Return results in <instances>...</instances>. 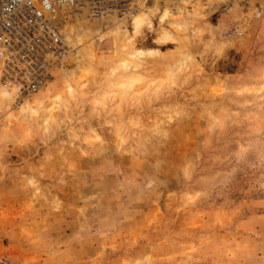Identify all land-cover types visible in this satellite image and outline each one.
<instances>
[{"label":"rangeland","instance_id":"374dc122","mask_svg":"<svg viewBox=\"0 0 264 264\" xmlns=\"http://www.w3.org/2000/svg\"><path fill=\"white\" fill-rule=\"evenodd\" d=\"M262 11L150 0L71 22L44 90L0 87V258L264 264Z\"/></svg>","mask_w":264,"mask_h":264},{"label":"built area","instance_id":"2783aa9c","mask_svg":"<svg viewBox=\"0 0 264 264\" xmlns=\"http://www.w3.org/2000/svg\"><path fill=\"white\" fill-rule=\"evenodd\" d=\"M150 0H0V82L18 100L44 90L73 55L71 22H124ZM205 3L208 0H167ZM245 17L260 19L264 0H232ZM250 16L248 17L249 20ZM0 264H14L0 258Z\"/></svg>","mask_w":264,"mask_h":264},{"label":"bare ground","instance_id":"6f19581e","mask_svg":"<svg viewBox=\"0 0 264 264\" xmlns=\"http://www.w3.org/2000/svg\"><path fill=\"white\" fill-rule=\"evenodd\" d=\"M154 1H156V0H154ZM157 1H159V0H157ZM167 1V0H166ZM168 2H170V1H168ZM149 2H147V1H145L144 2V4H142V7H141V9L137 12V14H135V16H137L141 11H143V8L146 6V4H148ZM184 3H186V2H184ZM165 14H169V12L168 11H165ZM244 15V14H243ZM134 16V17H135ZM165 16V15H164ZM245 16V15H244ZM133 17V18H134ZM146 18L148 19L149 18V15H148V13H147V16H146ZM131 20V19H130ZM143 20H145L144 18H138L137 20H136V24L137 25H139V24H141V23H143ZM126 21H128V20H126ZM1 68V67H0ZM0 71H1V69H0ZM0 76H1V73H0ZM0 87L3 89V90H5V91H7V92H10V93H12V94H15V90H9L8 88H6L1 82H0Z\"/></svg>","mask_w":264,"mask_h":264}]
</instances>
